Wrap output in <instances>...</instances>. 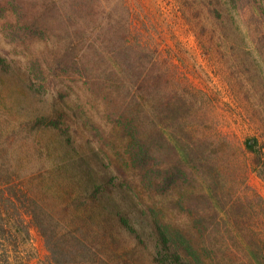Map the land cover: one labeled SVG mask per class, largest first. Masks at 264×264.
<instances>
[{"label": "trees", "instance_id": "16d2710c", "mask_svg": "<svg viewBox=\"0 0 264 264\" xmlns=\"http://www.w3.org/2000/svg\"><path fill=\"white\" fill-rule=\"evenodd\" d=\"M95 1L0 0V35L15 47L0 49V246L9 258L36 230L46 264H211L199 108L124 10ZM176 2L207 55L240 72L251 51L264 58L261 0ZM245 146L264 175V141Z\"/></svg>", "mask_w": 264, "mask_h": 264}, {"label": "rangeland", "instance_id": "374dc122", "mask_svg": "<svg viewBox=\"0 0 264 264\" xmlns=\"http://www.w3.org/2000/svg\"><path fill=\"white\" fill-rule=\"evenodd\" d=\"M95 2L109 15L124 10V19L140 33L135 35L147 45L153 63L167 71L173 85L199 108L202 126L197 134L210 141V178H200L198 185H210V215L215 216L210 235L215 238L214 250H219L211 264H263L251 240L264 246V175L256 169L245 142L249 137L264 141V58L251 51L242 58L247 64L240 72L230 55H207L196 26L184 17L187 9L176 0ZM3 27L0 18V32ZM0 49L10 53L15 47L1 34ZM11 92L16 100L21 89L13 87ZM211 242L210 238V248ZM48 253L43 238L33 230L31 240L10 247L9 258L0 246V264H46Z\"/></svg>", "mask_w": 264, "mask_h": 264}]
</instances>
